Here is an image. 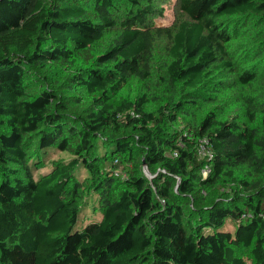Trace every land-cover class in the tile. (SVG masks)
<instances>
[{
    "label": "trees",
    "instance_id": "1",
    "mask_svg": "<svg viewBox=\"0 0 264 264\" xmlns=\"http://www.w3.org/2000/svg\"><path fill=\"white\" fill-rule=\"evenodd\" d=\"M177 8L161 28L153 0H0V264H264V0ZM160 35L155 110L115 103Z\"/></svg>",
    "mask_w": 264,
    "mask_h": 264
},
{
    "label": "rangeland",
    "instance_id": "2",
    "mask_svg": "<svg viewBox=\"0 0 264 264\" xmlns=\"http://www.w3.org/2000/svg\"><path fill=\"white\" fill-rule=\"evenodd\" d=\"M144 3L148 2L149 0H142ZM155 7L161 9V19H156L155 24L161 28H168L175 25L180 20L184 19L179 14L177 8L178 0H153ZM182 18V19H181ZM115 31L108 32L104 38H102L99 42H97L93 46L94 53L100 52L103 50L105 43L107 40L114 35ZM169 45L168 39L165 35L155 36V41L152 46V50L150 56L148 58L149 61V68L148 73L149 76L144 80L135 77L129 76L126 78V81L121 89V91L113 98L115 103H118L121 99H134L139 96L144 95L148 100L149 103L147 104V109L155 110V107L152 105L153 99L159 93V86L163 82L165 65L168 62V55H167V47ZM241 44L238 43L234 44L231 49L232 54H236L239 50ZM229 117H234L236 120L239 121L240 124H248V121L244 115V111L240 105H232L229 109ZM174 129H183L181 124V118H179L178 123H174L172 125ZM70 158V155L66 152H53L49 155V160L46 162L45 167L39 169L36 172V177L39 174L45 173L51 168V164L49 161L52 160H67ZM146 171V170H145ZM241 173V172H238ZM81 175H85V171H82ZM201 176L205 177L201 171ZM227 185H225V188ZM218 193V191L216 192ZM90 214V212H88ZM246 264H250V258L244 252L242 253Z\"/></svg>",
    "mask_w": 264,
    "mask_h": 264
},
{
    "label": "built area",
    "instance_id": "3",
    "mask_svg": "<svg viewBox=\"0 0 264 264\" xmlns=\"http://www.w3.org/2000/svg\"><path fill=\"white\" fill-rule=\"evenodd\" d=\"M195 150H196V154H197L198 158H200V159L209 160L213 156V151H212V149H211L206 138H203V139L198 141V144H197ZM174 155H176V154L174 153ZM207 172H208V167L205 166L202 170V173L204 175H206Z\"/></svg>",
    "mask_w": 264,
    "mask_h": 264
},
{
    "label": "water",
    "instance_id": "4",
    "mask_svg": "<svg viewBox=\"0 0 264 264\" xmlns=\"http://www.w3.org/2000/svg\"><path fill=\"white\" fill-rule=\"evenodd\" d=\"M146 169H144V172H145V174L148 176L149 174H148V172H147V170L145 171Z\"/></svg>",
    "mask_w": 264,
    "mask_h": 264
}]
</instances>
